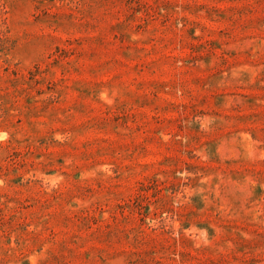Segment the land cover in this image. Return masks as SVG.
<instances>
[{
	"label": "rangeland",
	"instance_id": "rangeland-1",
	"mask_svg": "<svg viewBox=\"0 0 264 264\" xmlns=\"http://www.w3.org/2000/svg\"><path fill=\"white\" fill-rule=\"evenodd\" d=\"M0 264H264V0H0Z\"/></svg>",
	"mask_w": 264,
	"mask_h": 264
}]
</instances>
